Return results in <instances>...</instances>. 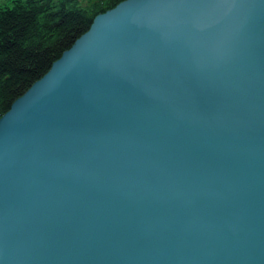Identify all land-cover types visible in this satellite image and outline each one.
<instances>
[{
	"label": "water",
	"instance_id": "95a60500",
	"mask_svg": "<svg viewBox=\"0 0 264 264\" xmlns=\"http://www.w3.org/2000/svg\"><path fill=\"white\" fill-rule=\"evenodd\" d=\"M0 264H264V0H125L0 118Z\"/></svg>",
	"mask_w": 264,
	"mask_h": 264
},
{
	"label": "trees",
	"instance_id": "16d2710c",
	"mask_svg": "<svg viewBox=\"0 0 264 264\" xmlns=\"http://www.w3.org/2000/svg\"><path fill=\"white\" fill-rule=\"evenodd\" d=\"M125 0H0V118L92 19Z\"/></svg>",
	"mask_w": 264,
	"mask_h": 264
}]
</instances>
